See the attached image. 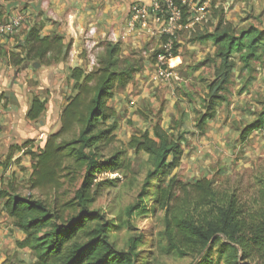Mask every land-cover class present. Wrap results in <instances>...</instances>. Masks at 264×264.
Here are the masks:
<instances>
[{
	"label": "trees",
	"instance_id": "1",
	"mask_svg": "<svg viewBox=\"0 0 264 264\" xmlns=\"http://www.w3.org/2000/svg\"><path fill=\"white\" fill-rule=\"evenodd\" d=\"M187 11L183 5L182 17ZM215 17L210 32L194 35L195 41H211L214 47L213 56L201 64L209 63L212 73L195 122L200 132L214 118L216 106L228 102L237 60L241 69L250 72L264 58V25L235 29L224 20L222 11ZM0 18H4L1 11ZM39 30V25H32L14 48L0 43V62L18 69L31 62L51 65L66 61L70 45L59 35L41 36ZM119 45V41L107 42L90 70L70 68L73 88L58 129L47 135L37 151L24 150L33 160L26 179L28 192L21 194L16 182L0 189L5 211L24 234L16 246L30 250L33 264H137V242L128 250H117L109 241L110 228L102 222L103 216L90 209L100 185H116L119 179L100 175H126L132 169L128 154L132 151L148 156L150 165L138 198L141 204L147 199L151 212H163L159 234L166 251L192 255L197 259L193 264H264V175L258 177L260 189L254 196H245L240 185H231L229 180L217 186L212 178L184 182L171 175L181 162L183 136L165 129L161 118L150 129L136 130L126 143L104 153L115 140L117 126L111 122L116 112L109 100L116 89L143 70L141 58L119 57ZM44 106L45 100L33 98L28 119L36 121ZM263 127L264 110L239 131V142ZM65 184H73L72 193L65 191ZM141 204L128 206L126 211H137Z\"/></svg>",
	"mask_w": 264,
	"mask_h": 264
},
{
	"label": "rangeland",
	"instance_id": "2",
	"mask_svg": "<svg viewBox=\"0 0 264 264\" xmlns=\"http://www.w3.org/2000/svg\"><path fill=\"white\" fill-rule=\"evenodd\" d=\"M188 1L190 7L186 16L181 17V28L174 30L172 36V52L176 51L177 55L173 61L167 62L170 72L167 78L158 76L157 59L154 54L163 50V44L169 35L161 32L156 24H153L152 33L133 35V37L129 35L130 37L125 39L116 40L120 43L119 57L141 58L143 70L127 83L125 89L116 92L115 98L109 100V104L120 112L122 129L120 132L119 130L115 132L114 142L104 149V153L108 154L120 144L126 143L135 133L134 129L135 131L150 129L156 119L161 118L160 124L165 129L173 131L175 136L179 133L183 136L181 162L171 171V175L174 174L184 182L194 181L200 177L212 178L217 186L229 180L231 185L239 184L240 192H243L245 196L251 193L254 196L260 189L258 177L264 175V127L253 132V136L247 139L249 146L245 150H250L249 156H245L244 146H238L237 140H231L230 142L233 143L229 146L217 144L216 141L214 144L211 143L213 137L206 132L208 130L206 126L204 132H200L195 127L198 112H202L200 102L204 95L205 83L211 79L212 73L209 63L201 64L206 58L213 56L214 47L211 41L203 43L195 41L194 35L210 32L217 21L215 13L219 11H222L224 20L232 24L235 29L249 25L263 27L264 0ZM194 16H198L199 20L192 24ZM22 25L12 35H0V38L5 40L2 42L11 48L17 46L19 43L16 38L25 30ZM110 41L109 39H105L104 42L98 41L94 46L83 49L80 53L82 59L80 66L85 70L94 67L95 60L102 56L105 44ZM261 48L264 52V46ZM234 57L236 58L237 55ZM233 74L228 102L218 104L216 110L218 108L222 118L220 121L224 119L226 122L232 117L230 130L239 132L264 110V58L261 62L254 63V69L250 72L241 69V63L237 60ZM174 98H176L177 115L163 124L161 113L166 108L168 100ZM233 104L235 105L232 109L230 107ZM185 105H188L192 114V117L186 120V128L182 124L185 122L183 120ZM215 115L217 116L216 113ZM206 145H218V148H214L216 152L213 155L207 153L208 157L207 150L204 148ZM198 146H200L199 149H195ZM216 153L224 156V162ZM128 154L133 161L131 171L126 175L122 173L100 175L101 178L117 176L119 179L116 185H100L90 203V209L102 215V222L110 228L109 241L117 250H128L133 242H137L135 251L137 264L195 263L197 259L192 255L178 256L165 250V242L161 241L159 234L163 230V212L161 210L151 212V204L147 199H143L141 204L138 198L145 173L150 165L148 156L144 153L134 154L132 151ZM198 154L202 156V159L198 158L199 160L196 161L194 157ZM206 159L208 161H205ZM197 162L199 164L195 165ZM27 175L26 172L22 180L16 181L21 194L28 192ZM64 187L65 191L72 193L73 184H65ZM68 196L71 195L68 193ZM137 203L141 204L140 209L129 213L126 211L128 206ZM22 252L17 257L19 259L8 254L7 264H33L35 257L30 250Z\"/></svg>",
	"mask_w": 264,
	"mask_h": 264
},
{
	"label": "crops",
	"instance_id": "3",
	"mask_svg": "<svg viewBox=\"0 0 264 264\" xmlns=\"http://www.w3.org/2000/svg\"><path fill=\"white\" fill-rule=\"evenodd\" d=\"M131 2L132 0H0L2 17L17 14L24 16L22 28L25 32L16 38L18 43L22 42L27 30L37 24L40 26L41 36L59 35L64 43L70 45L68 59L57 64H40L34 67L31 62L15 69L5 62H0V189L6 188L10 182L22 180L26 172L27 178L30 176L33 160L24 150L37 151L43 146L47 135L58 129L61 111L73 88L70 68L80 66V53L86 47L90 48L105 39L120 40ZM2 41L5 40L0 38V43ZM126 86L116 89L112 99L115 98L116 92ZM177 86L179 87V84ZM33 98L45 100L44 109L36 121L27 117ZM168 101L161 113L163 124L177 115L176 98ZM234 105L230 108L233 109ZM187 106L185 105L183 110L184 128L187 127L186 120L192 117ZM114 110L116 116L111 122H116L115 132H120V112L116 107ZM216 114L217 116L207 120L205 125L208 129L206 132L213 137L211 143L216 141L217 144L229 146L233 143L231 140L239 142V132L230 130L232 117L224 122V119L220 121L222 118L218 108ZM133 131L135 132V129ZM253 132L247 139L253 136ZM26 141H29L28 145L22 147ZM238 146H244L245 150L249 142H239ZM215 147L218 148V145L204 146L207 150L206 156L207 153L213 155L216 152ZM249 154L250 150H245V156ZM216 155L224 162L223 155ZM201 157L198 154L194 158L197 161L198 158L202 159ZM198 164L197 162L195 165ZM23 238V232L15 227L14 219L8 215L3 202L0 201V264L8 263V254L17 258L22 251H29L28 248L16 246V241Z\"/></svg>",
	"mask_w": 264,
	"mask_h": 264
},
{
	"label": "built area",
	"instance_id": "4",
	"mask_svg": "<svg viewBox=\"0 0 264 264\" xmlns=\"http://www.w3.org/2000/svg\"><path fill=\"white\" fill-rule=\"evenodd\" d=\"M208 2V1H206ZM185 5L190 7L188 0H132L128 9V16L120 39H125L129 35H144L152 33L153 24L160 27L161 32L168 34L169 37L163 44V51L156 56L157 74L160 77L167 78L170 72L167 68V62L172 61V36L174 30L181 28V7ZM199 17L194 16L192 24L198 21ZM24 21L22 14L0 18V35H12L21 27ZM191 23L189 26L191 27ZM91 32V31H90Z\"/></svg>",
	"mask_w": 264,
	"mask_h": 264
},
{
	"label": "water",
	"instance_id": "5",
	"mask_svg": "<svg viewBox=\"0 0 264 264\" xmlns=\"http://www.w3.org/2000/svg\"><path fill=\"white\" fill-rule=\"evenodd\" d=\"M34 67H38L39 65H40V63L39 62H33V64H32Z\"/></svg>",
	"mask_w": 264,
	"mask_h": 264
},
{
	"label": "bare ground",
	"instance_id": "6",
	"mask_svg": "<svg viewBox=\"0 0 264 264\" xmlns=\"http://www.w3.org/2000/svg\"><path fill=\"white\" fill-rule=\"evenodd\" d=\"M173 60H174V59H173ZM173 60H172V61H173Z\"/></svg>",
	"mask_w": 264,
	"mask_h": 264
}]
</instances>
